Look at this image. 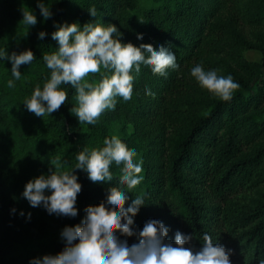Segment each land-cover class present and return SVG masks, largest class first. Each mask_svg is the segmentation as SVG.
<instances>
[{"label": "trees", "instance_id": "obj_1", "mask_svg": "<svg viewBox=\"0 0 264 264\" xmlns=\"http://www.w3.org/2000/svg\"><path fill=\"white\" fill-rule=\"evenodd\" d=\"M24 7L37 16L28 29L21 21ZM49 7L52 15L43 18L36 0H0V47L10 53L30 48L36 57L19 66L22 76L13 88L6 84L11 62L0 61V171L18 175L12 186L0 178V264H20L9 253L27 238L46 254L61 251V229L81 223L89 205L106 203L120 178L115 169L112 185H93L84 170L73 169L82 185L76 217L49 214L21 196L26 181L48 174L52 158L60 156L72 167L79 151L102 146L105 137L135 149L143 161L144 179L129 196L143 191L146 202L134 215L133 235L121 238L136 243L144 222L159 219L173 243L179 230L192 234L186 246L198 250L208 232L238 251L229 257L232 264H257L264 258V0H51ZM63 22L115 24L122 42L154 49L163 44L175 53L178 67L167 75L142 67L139 76L133 74L131 102H117L96 124L80 122L70 111L76 90L62 84L68 98L42 118L22 100L50 78L42 56L58 46L51 32ZM40 30L47 35L39 38ZM250 50L259 61L246 58ZM198 62L239 82L229 101L190 75ZM92 77L100 79L99 73Z\"/></svg>", "mask_w": 264, "mask_h": 264}, {"label": "clouds", "instance_id": "obj_2", "mask_svg": "<svg viewBox=\"0 0 264 264\" xmlns=\"http://www.w3.org/2000/svg\"><path fill=\"white\" fill-rule=\"evenodd\" d=\"M50 2L36 0L43 18L52 15ZM88 12L94 17L97 9L92 6ZM21 21L28 29L37 23V16L29 7H24ZM37 35L43 38L47 33L40 30ZM119 35L112 23L57 24L51 36L58 46L42 56L51 69L50 78L42 86L40 83L33 86L31 94L22 100L24 107L42 118L50 115L68 98V91L60 87L67 83L76 90V104L70 111L80 122L96 124L105 110L116 108L117 102H131L133 74L139 76L142 67L159 75H167L169 68L178 67L175 53L165 45L155 49L151 45L136 48L118 39ZM143 39V35L137 36V40ZM35 58L30 48L10 53L7 47H0V61L11 62L8 87H15V81L21 78L19 66L30 64ZM90 73H99L100 79L89 78ZM189 73L201 88L223 101H229L234 90L240 87L231 73L221 75L216 68L205 69L199 62L190 67ZM145 92L154 94L149 88ZM75 160L74 166L66 167L67 162L60 156L52 158L48 174L41 173L26 181L21 196L31 206L43 207L49 214L76 217V199L82 185L73 169L84 170L93 185H112L114 177L110 170L115 169L120 177L118 185L107 193L105 204L98 209L91 205L86 208L81 223L61 229L65 245L61 251L32 257L29 264H232L231 249L216 242L210 233L203 234L202 246L194 250L186 246L192 234L177 230L173 243L166 239L168 228L159 219L144 222L136 233L138 242L129 244L121 238L133 235L134 215L146 202L143 191L131 199L129 196L144 179L143 161L135 149L129 150L117 138L105 137L102 146H85ZM11 211L17 210L13 207ZM19 214L25 213L21 210ZM27 217L30 219V212ZM257 264H264V258L258 259Z\"/></svg>", "mask_w": 264, "mask_h": 264}, {"label": "rangeland", "instance_id": "obj_3", "mask_svg": "<svg viewBox=\"0 0 264 264\" xmlns=\"http://www.w3.org/2000/svg\"><path fill=\"white\" fill-rule=\"evenodd\" d=\"M248 31V30H247ZM245 56L250 61H259L260 55L255 50H250L245 53ZM0 178L4 183H8L9 186H12L17 183L18 181V175L12 174L6 170L0 171ZM227 246V244H226ZM226 249H231L230 257H233V254L238 255V251H236L232 247H228ZM42 250H39L38 247H36L35 243L31 241L30 238L24 239L23 241L17 243L10 251L9 255L17 260L20 264H29V260L32 257H40L44 255Z\"/></svg>", "mask_w": 264, "mask_h": 264}]
</instances>
